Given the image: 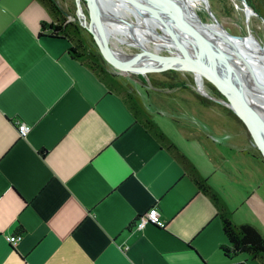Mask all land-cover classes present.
Here are the masks:
<instances>
[{
    "label": "crops",
    "instance_id": "obj_1",
    "mask_svg": "<svg viewBox=\"0 0 264 264\" xmlns=\"http://www.w3.org/2000/svg\"><path fill=\"white\" fill-rule=\"evenodd\" d=\"M43 21L35 0H0V264H264L223 255L215 204L66 40L38 36ZM146 100L232 221L264 237V159L235 113ZM153 208L164 226L136 230Z\"/></svg>",
    "mask_w": 264,
    "mask_h": 264
},
{
    "label": "water",
    "instance_id": "obj_2",
    "mask_svg": "<svg viewBox=\"0 0 264 264\" xmlns=\"http://www.w3.org/2000/svg\"><path fill=\"white\" fill-rule=\"evenodd\" d=\"M84 2L89 16V25L81 23L92 34L104 60L115 70L122 73L146 75L152 71L173 70L190 72L209 81L223 96L222 98L200 92L201 95L233 111L248 129L251 138L264 159V111L255 105L250 97L249 86L251 73L264 95V45L252 35L248 26V36L239 37L229 33L213 15L208 0H202L214 24L203 21L190 7L188 0H124L137 10L163 25L169 37L183 54L169 51V55L152 52L139 46V53L121 58L107 41L108 24L121 23L135 31L133 21L126 20L112 11V0H76L77 17L82 22L86 16L81 2ZM245 6L247 20L255 14L247 0H241ZM249 14V15H248ZM87 19V18H86ZM136 23H138V19ZM161 33L166 34L163 29ZM187 34L193 40L183 36ZM257 48L248 45L252 40ZM204 49V51H203ZM231 55V56H229ZM259 55L260 57H258ZM153 60L155 64L148 68L136 66L143 61ZM243 62L246 73L238 67ZM257 104V103H256ZM258 105V104H257Z\"/></svg>",
    "mask_w": 264,
    "mask_h": 264
},
{
    "label": "trees",
    "instance_id": "obj_3",
    "mask_svg": "<svg viewBox=\"0 0 264 264\" xmlns=\"http://www.w3.org/2000/svg\"><path fill=\"white\" fill-rule=\"evenodd\" d=\"M35 1L48 12L51 19L50 22H41L38 36H49L54 39L66 40L69 44L68 52L71 58L90 70L96 78L106 85L109 91L122 99L136 123L141 125L146 132L155 138L161 149L172 153L173 157L184 168L186 174L193 180L198 190L203 192L215 204L219 210L223 232L227 240V243L220 247L223 255L227 258H232L233 256L242 254L250 259H263L264 237L261 233L251 224H236L232 221L231 215L224 207L221 196L208 183L207 179L200 175L193 163L176 148L163 131L152 121L137 93L130 86L119 81L117 75L107 70L104 64L105 60L95 41L93 40V44L87 42L84 38L82 27L68 19V15L62 11V7L57 0ZM247 2L253 8L256 15L264 19V0H257L258 7H255L250 0H247ZM212 88H214L213 93L216 96L223 97L214 86ZM194 95L197 102L203 107L218 108L220 106L210 99L198 94ZM224 110L231 111L227 108H224ZM234 116L243 124L238 116L235 114Z\"/></svg>",
    "mask_w": 264,
    "mask_h": 264
},
{
    "label": "rangeland",
    "instance_id": "obj_4",
    "mask_svg": "<svg viewBox=\"0 0 264 264\" xmlns=\"http://www.w3.org/2000/svg\"><path fill=\"white\" fill-rule=\"evenodd\" d=\"M59 5L62 7V11H64L68 16V19L76 22L83 29L84 38L87 40L89 44H93V36L84 27L77 17V7L76 0H57ZM255 7H258L257 0H250ZM208 4L212 10L213 15L216 17L219 23L232 35L239 37H247L248 36V26L251 29L252 35L256 38V40L264 45V19L261 17L252 14L251 18L247 20V15L245 11V6L241 0H208ZM81 6L83 12L89 22L88 12L85 8V4L82 1ZM117 10L124 11L128 13V17L126 20L133 21V23L137 24V26L144 32H149L148 28L140 23L138 16L130 10V6L127 4L117 3ZM191 8L193 11L206 23L214 24L215 21L208 14L206 5L202 0L194 1L191 4ZM129 10V11H128ZM131 13V14H130ZM138 23H136V19ZM160 33L161 30L159 29ZM107 40L111 45L113 50H117L126 55H133L135 53H139L141 50L138 47H134L132 45H127L121 42H118L116 38H124L125 36L121 33H114L111 35L107 31ZM147 46L154 52H157L161 55H169V51L174 52L171 49L162 47L157 44L148 43ZM180 54V53H177ZM181 54L184 55L183 52ZM185 56V55H184ZM105 66L110 73H113L118 76V80L124 83L125 85L130 86V88L137 93L138 97L144 100V103L147 101V97H195L194 94H198L202 97L197 89L196 77L194 74L190 72H179L173 70H158L147 73L146 75L140 74H131V73H122L115 69H113L106 61ZM153 81V82H152ZM212 84L204 80L203 87L205 90L213 96H216L213 93ZM186 87V88H184ZM219 97V96H216ZM206 98V97H205ZM222 98V97H219ZM152 103V102H151ZM220 105V104H219ZM147 106H150L148 102ZM154 106V105H153ZM155 107V106H154ZM219 109H226L225 106L220 105ZM228 109V108H227ZM230 110V109H229Z\"/></svg>",
    "mask_w": 264,
    "mask_h": 264
},
{
    "label": "bare ground",
    "instance_id": "obj_5",
    "mask_svg": "<svg viewBox=\"0 0 264 264\" xmlns=\"http://www.w3.org/2000/svg\"><path fill=\"white\" fill-rule=\"evenodd\" d=\"M112 1L115 4V6L111 10L114 11L115 13H117L118 16H120L122 18H127L128 17V13L126 11H124L123 8H121L122 11L117 10L116 4L117 3L127 4L131 8L130 10H132L138 16L140 23L144 24L149 30V32H144L135 23H134V26H135L134 28L136 29L135 31L130 30L129 27L124 26L121 23H110V24H108V30L107 31L111 35H113L114 33H121L122 35L125 36L124 38H116V40L118 42H121V43H124V44H127V45H132V46L138 47V48H139V46L142 45V46H144V48L149 49L150 51H152V50L147 46V44L148 43H153V44H157V45H160L162 47L171 49V50H173L176 53H181V52L177 51L176 48H178V47L173 42V40L171 38H169V37H166V35H168V32L164 28L163 25L159 24L158 22H155L152 18H150L146 14L142 13L141 11L137 10L135 7L131 6L129 3H127L124 0H112ZM194 1H198V0H188V3L190 4V7H191L192 2H194ZM84 15L85 14H83V16ZM251 16L252 15H249V19L251 18ZM82 23L85 24L86 26L89 25L86 17L84 19L82 18ZM213 26L216 27L215 24ZM159 29L160 30L163 29L166 34H163L161 32L159 33L158 32ZM182 34H183L184 37H186V38H188L190 40H193L187 34H185V33H182ZM251 41H253V38H252V40H250V39L247 40L248 45H250V46H252L253 48L256 49L257 45L253 44ZM109 45H110V43H109ZM114 51L118 54L119 57H121V58H125L126 57V54L121 53V52H119L117 50H114ZM203 51H204V49H203ZM152 52H154V51H152ZM229 56H231V55H229ZM257 56L260 57L259 55H257ZM155 64H157V63H155L153 60H146V61H143L142 63H140V64H138L136 66L137 67L138 66H145V67L151 68ZM237 65H238V67H240L243 70L244 73L248 72L247 71L248 69L246 68V66L244 65L243 62L239 61L237 63ZM249 76H250L249 79L251 80L250 81V86H249L250 97H252L253 100L258 104L257 105L255 103V105L258 106L261 110L264 111V95L261 92L260 87H259L258 83L256 82L255 77L251 73H249ZM196 81H197L198 89L200 90V92L208 93L205 90V88L203 87L204 79L200 78V76L197 75L196 76Z\"/></svg>",
    "mask_w": 264,
    "mask_h": 264
},
{
    "label": "built area",
    "instance_id": "obj_6",
    "mask_svg": "<svg viewBox=\"0 0 264 264\" xmlns=\"http://www.w3.org/2000/svg\"><path fill=\"white\" fill-rule=\"evenodd\" d=\"M29 132H30L29 126L22 124V123H20L18 125V133H19L20 137H22V138L26 137ZM148 224H152V225H155L157 227H163L164 226V222L162 221L157 208H153L148 213L140 216L135 223V229L141 231ZM20 240H21V236H18V235L10 236L7 238V241L11 245H15Z\"/></svg>",
    "mask_w": 264,
    "mask_h": 264
}]
</instances>
